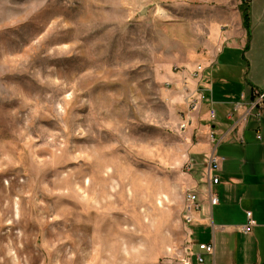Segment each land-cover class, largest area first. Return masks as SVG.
I'll return each instance as SVG.
<instances>
[{
    "label": "rangeland",
    "instance_id": "rangeland-1",
    "mask_svg": "<svg viewBox=\"0 0 264 264\" xmlns=\"http://www.w3.org/2000/svg\"><path fill=\"white\" fill-rule=\"evenodd\" d=\"M234 2L0 0V264L193 262L167 80L216 60Z\"/></svg>",
    "mask_w": 264,
    "mask_h": 264
},
{
    "label": "crops",
    "instance_id": "crops-1",
    "mask_svg": "<svg viewBox=\"0 0 264 264\" xmlns=\"http://www.w3.org/2000/svg\"><path fill=\"white\" fill-rule=\"evenodd\" d=\"M233 6L232 20L217 37L216 60L206 58L202 76L193 77L192 67L167 80L173 85L168 91L183 101L181 126L193 140L187 147L190 179L184 199L192 189L202 203L189 222L191 264H200L199 252L203 264H264V114L258 117L254 109L243 116L252 89L264 91V0H235ZM242 95L245 103L236 109ZM211 108L216 118L210 116ZM213 154L226 157L217 184L210 181ZM210 190L219 198L216 205L210 203ZM246 210L258 222L250 233L239 229L247 221ZM201 243L213 244L214 252L201 251Z\"/></svg>",
    "mask_w": 264,
    "mask_h": 264
},
{
    "label": "built area",
    "instance_id": "built-area-1",
    "mask_svg": "<svg viewBox=\"0 0 264 264\" xmlns=\"http://www.w3.org/2000/svg\"><path fill=\"white\" fill-rule=\"evenodd\" d=\"M204 71V66L199 64L197 65L192 71L191 75L195 78H199L202 76ZM169 85H172L169 83ZM252 99L250 102V108L248 111L243 115L244 117H247L246 115L250 113L251 110H257V116L261 117L264 114V91L259 89H252L251 91ZM193 103V106H195V100L191 101ZM245 103V95H242V100L236 105V109L239 108V106L243 105ZM247 104V103H246ZM210 116L212 118H216L217 113L216 109L211 108L210 109ZM185 124H182V127H184ZM213 137V136H212ZM258 138H261L260 135H258ZM226 161V157L220 156L217 154H213L210 159V181L213 184H217L221 181V176L219 174V171L221 170V165L223 162ZM210 203L212 205H216L219 203V198L216 194H213L210 190L209 194ZM202 210V203L199 199V194L197 191L188 189L186 191L185 195V212H186V221L192 222L195 219V213L197 211ZM246 216L247 221L239 227V229L244 233H250L255 226L258 225L257 220L254 217L252 210H246ZM199 248L201 251H205L207 253H213L214 252V245L208 244V243H201L199 244ZM196 260L198 263L203 264L205 259L203 252H199L195 254Z\"/></svg>",
    "mask_w": 264,
    "mask_h": 264
},
{
    "label": "trees",
    "instance_id": "trees-1",
    "mask_svg": "<svg viewBox=\"0 0 264 264\" xmlns=\"http://www.w3.org/2000/svg\"><path fill=\"white\" fill-rule=\"evenodd\" d=\"M244 12H245V22L248 24V13L246 7H244Z\"/></svg>",
    "mask_w": 264,
    "mask_h": 264
},
{
    "label": "water",
    "instance_id": "water-1",
    "mask_svg": "<svg viewBox=\"0 0 264 264\" xmlns=\"http://www.w3.org/2000/svg\"><path fill=\"white\" fill-rule=\"evenodd\" d=\"M143 11H144V10H143ZM143 11H142V12H143Z\"/></svg>",
    "mask_w": 264,
    "mask_h": 264
}]
</instances>
